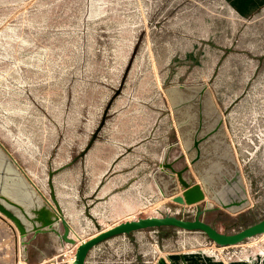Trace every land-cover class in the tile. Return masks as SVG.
<instances>
[{
    "label": "water",
    "instance_id": "obj_1",
    "mask_svg": "<svg viewBox=\"0 0 264 264\" xmlns=\"http://www.w3.org/2000/svg\"><path fill=\"white\" fill-rule=\"evenodd\" d=\"M0 213L26 264H264V0H0Z\"/></svg>",
    "mask_w": 264,
    "mask_h": 264
},
{
    "label": "rangeland",
    "instance_id": "obj_2",
    "mask_svg": "<svg viewBox=\"0 0 264 264\" xmlns=\"http://www.w3.org/2000/svg\"><path fill=\"white\" fill-rule=\"evenodd\" d=\"M19 236L14 223L0 213V264H26L20 259ZM68 255L75 249L66 251Z\"/></svg>",
    "mask_w": 264,
    "mask_h": 264
},
{
    "label": "crops",
    "instance_id": "obj_3",
    "mask_svg": "<svg viewBox=\"0 0 264 264\" xmlns=\"http://www.w3.org/2000/svg\"><path fill=\"white\" fill-rule=\"evenodd\" d=\"M145 179H147V178H145ZM143 183L145 184V182H144V179H143ZM154 185V187H155V189H153V187H151V189L149 190V191H151V192H159L160 191V185H159V183H157L156 181H154V183L152 184V186ZM146 191V190H145Z\"/></svg>",
    "mask_w": 264,
    "mask_h": 264
}]
</instances>
